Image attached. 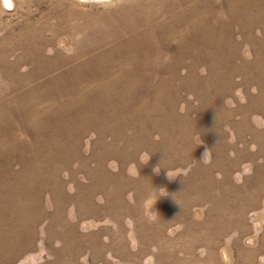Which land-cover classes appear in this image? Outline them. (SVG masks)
Wrapping results in <instances>:
<instances>
[{"label":"rangeland","instance_id":"obj_1","mask_svg":"<svg viewBox=\"0 0 264 264\" xmlns=\"http://www.w3.org/2000/svg\"><path fill=\"white\" fill-rule=\"evenodd\" d=\"M0 264H264V0H0Z\"/></svg>","mask_w":264,"mask_h":264},{"label":"clouds","instance_id":"obj_2","mask_svg":"<svg viewBox=\"0 0 264 264\" xmlns=\"http://www.w3.org/2000/svg\"><path fill=\"white\" fill-rule=\"evenodd\" d=\"M96 3L107 9H113L122 6L125 3V0H96ZM207 151L208 150H206L205 152Z\"/></svg>","mask_w":264,"mask_h":264}]
</instances>
